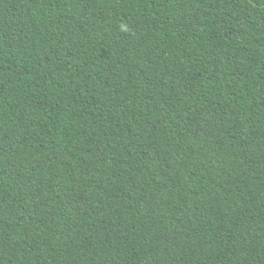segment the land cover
<instances>
[{"label": "trees", "instance_id": "16d2710c", "mask_svg": "<svg viewBox=\"0 0 264 264\" xmlns=\"http://www.w3.org/2000/svg\"><path fill=\"white\" fill-rule=\"evenodd\" d=\"M0 264H264V0H0Z\"/></svg>", "mask_w": 264, "mask_h": 264}]
</instances>
